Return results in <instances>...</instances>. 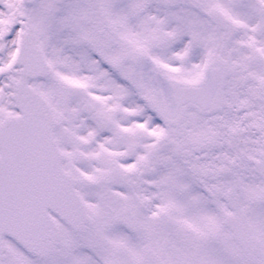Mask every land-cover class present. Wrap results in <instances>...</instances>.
<instances>
[{
    "label": "snow or ice",
    "instance_id": "1",
    "mask_svg": "<svg viewBox=\"0 0 264 264\" xmlns=\"http://www.w3.org/2000/svg\"><path fill=\"white\" fill-rule=\"evenodd\" d=\"M0 264H264V0H0Z\"/></svg>",
    "mask_w": 264,
    "mask_h": 264
}]
</instances>
